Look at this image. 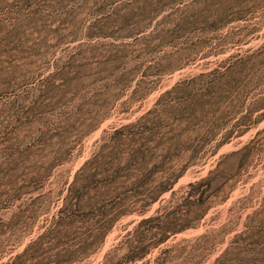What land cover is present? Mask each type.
Listing matches in <instances>:
<instances>
[{"label":"rangeland","instance_id":"1","mask_svg":"<svg viewBox=\"0 0 264 264\" xmlns=\"http://www.w3.org/2000/svg\"><path fill=\"white\" fill-rule=\"evenodd\" d=\"M166 132L196 158L70 264H101L142 218L179 217L186 185L214 169L227 198L125 264L172 244L158 263L264 264V0H0V264H56L61 237L30 245L69 185L115 176Z\"/></svg>","mask_w":264,"mask_h":264},{"label":"trees","instance_id":"2","mask_svg":"<svg viewBox=\"0 0 264 264\" xmlns=\"http://www.w3.org/2000/svg\"><path fill=\"white\" fill-rule=\"evenodd\" d=\"M182 135V132H166L161 137L165 147L160 148L162 144L152 147L143 145L134 150L129 161L117 166L113 172L115 176L109 179H96L94 176L97 173L87 176L78 184L74 179L68 187V194L75 191V195L72 198L69 195L64 197L62 206L52 217L49 226L30 246L41 244L49 235L55 239L61 237L57 241L62 248L55 254L56 264L74 263L93 253L122 215L136 209L142 213L146 206L156 202L184 174L198 155V150L181 149ZM188 151H191L190 154L185 156ZM156 158H160V162L147 171L146 166ZM120 175L125 178L122 182L117 178ZM219 178L220 173L214 169L205 177L188 183L185 200L191 204V208L177 218L157 215L140 219L131 230L118 236L120 239L105 253L101 264H125L141 259L151 248L166 242L174 233L194 225L193 222L203 217L208 203L227 198L231 185ZM128 185L133 188V197L126 194ZM188 198L193 199L189 201ZM201 238L203 236L195 240ZM177 245L162 249L153 264H161L159 260L165 261L166 254L176 250ZM120 250L123 253L118 255Z\"/></svg>","mask_w":264,"mask_h":264}]
</instances>
